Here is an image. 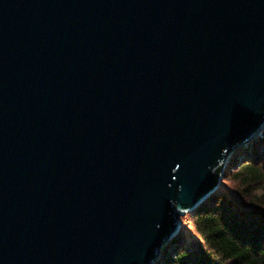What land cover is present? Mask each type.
Listing matches in <instances>:
<instances>
[{
	"label": "water",
	"instance_id": "95a60500",
	"mask_svg": "<svg viewBox=\"0 0 264 264\" xmlns=\"http://www.w3.org/2000/svg\"><path fill=\"white\" fill-rule=\"evenodd\" d=\"M264 128V0H0V264H157Z\"/></svg>",
	"mask_w": 264,
	"mask_h": 264
},
{
	"label": "trees",
	"instance_id": "16d2710c",
	"mask_svg": "<svg viewBox=\"0 0 264 264\" xmlns=\"http://www.w3.org/2000/svg\"><path fill=\"white\" fill-rule=\"evenodd\" d=\"M223 179L236 201L214 192L182 217L185 229L163 248L157 264H264V128L229 157ZM195 236L186 240L185 225Z\"/></svg>",
	"mask_w": 264,
	"mask_h": 264
},
{
	"label": "rangeland",
	"instance_id": "374dc122",
	"mask_svg": "<svg viewBox=\"0 0 264 264\" xmlns=\"http://www.w3.org/2000/svg\"><path fill=\"white\" fill-rule=\"evenodd\" d=\"M242 149V148H241ZM234 153V152H233ZM232 155V154H231ZM230 155V156H231ZM229 156V157H230ZM229 159V158H228ZM228 159H227V161H228ZM227 161H226V163H227ZM233 189H234V185H233V183L231 182V181H228V180H224L223 179V174H222V177H221V180H220V185H219V187L217 188V190L216 191H219V192H225V194L228 196V197H230V198H233V200H235L236 201V195H235V193L233 192ZM215 191V192H216ZM187 214H189V211H186L185 213H183L182 215H180V217H179V220H180V229H179V231L178 232H181V230L182 229H185L184 228V226H183V223H182V217H184V216H186ZM185 218V217H184ZM185 227H186V229H188V227H189V231L187 230V232H186V241L187 242H189L190 244H192L193 242H194V240L196 239L195 238V236H194V234L191 232V230H192V226H191V224H188V225H185ZM191 229V230H190ZM178 234V233H177ZM176 234V235H177ZM195 238V239H194Z\"/></svg>",
	"mask_w": 264,
	"mask_h": 264
}]
</instances>
